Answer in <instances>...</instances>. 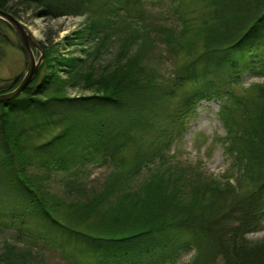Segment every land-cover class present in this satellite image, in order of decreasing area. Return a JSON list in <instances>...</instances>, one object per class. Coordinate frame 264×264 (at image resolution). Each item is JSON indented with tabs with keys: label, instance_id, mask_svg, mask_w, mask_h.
Returning a JSON list of instances; mask_svg holds the SVG:
<instances>
[{
	"label": "trees",
	"instance_id": "trees-1",
	"mask_svg": "<svg viewBox=\"0 0 264 264\" xmlns=\"http://www.w3.org/2000/svg\"><path fill=\"white\" fill-rule=\"evenodd\" d=\"M143 1L0 0V8L19 19L22 13L48 19L89 14L90 34L127 37L126 43L119 41V52L121 58L130 56L95 84L103 88L102 95L67 97L72 79L39 72L21 95L0 102L1 181L19 204L50 223L44 224L48 232L32 231L24 220L0 225V264H35V258L40 264L42 256L56 250L67 264H145V258L159 260L149 251L156 243L169 264H264V244L245 239V233L264 229V82L244 94L235 91L246 74L264 80V0H214L217 7L209 19L200 18L196 31L203 37L201 53L193 36L180 42L191 31L178 8L183 28L175 23L157 28L144 25L137 15ZM7 29L0 20V59L2 46L11 44ZM139 31L140 47L153 39L152 33L163 34L159 51L177 65L168 81L161 82L138 53L131 57L128 50L142 52L135 41ZM186 46L188 54L183 55ZM43 51V66L53 72V60ZM64 60L57 65L70 66ZM18 77L0 85V94L14 90ZM212 95L229 125L225 142L231 162L220 179L206 171L197 174L195 164L172 153L196 114L198 100ZM54 130L58 133L43 141ZM89 164L107 165L120 182L111 178L114 189L108 185L89 203L58 202L69 216L67 225L60 224L57 209L48 203L53 202L51 193L36 186L40 178H28L27 167L46 175L75 168L77 175ZM122 201L126 208L120 207ZM103 204L111 211L98 209ZM90 214L102 216L91 223ZM80 224L88 226L82 229ZM15 226L16 233L7 237L4 232ZM53 227L69 229L66 242L51 238ZM144 241L152 243L150 249L140 244ZM122 242L133 250L119 247ZM106 244L114 247H101ZM185 252L191 254L187 262Z\"/></svg>",
	"mask_w": 264,
	"mask_h": 264
},
{
	"label": "rangeland",
	"instance_id": "rangeland-1",
	"mask_svg": "<svg viewBox=\"0 0 264 264\" xmlns=\"http://www.w3.org/2000/svg\"><path fill=\"white\" fill-rule=\"evenodd\" d=\"M213 1L214 0H144L142 5L138 4V6L142 7V11L137 10V15L141 17L140 19H142L144 25L147 26L158 28V26H156L157 24L161 25V23H163V25H171L172 23H175L180 28L182 25L179 22V14L176 13L177 11L175 10L178 8L180 13L183 14L181 17L188 20L187 28L191 31L187 32L188 38L184 37L185 39L182 38L180 42L185 44L190 39L189 36H193L191 38L196 40V47L199 48L198 52L201 53L203 51L201 50L203 46V37L202 35L201 38L196 36V31L200 28V18L205 16L209 19L210 12L214 11L217 7L212 3ZM21 15H23L22 18L18 19L23 23L27 31L33 35L34 39L40 44V47L42 45V48L47 51L49 55L48 59H52L53 64L55 65L52 69L53 72L48 71V69L43 66V64L47 65V59L45 58L42 61L39 72L43 74L55 73V75L57 74L62 79H65L66 82L67 80L72 79V81L69 82L70 85H67L65 89L67 97L77 98L80 96L102 95L103 88H100L99 85L96 86L95 84L98 81H101L104 78L107 79L108 76H111L109 73L113 71L116 66L125 64L126 58L130 57L127 56L126 58H121L119 52L121 44L119 41L128 39L127 37L123 36L122 38H119V36H117L109 39L104 37V35H97L96 33L92 35L90 34L88 27L92 16L89 14L81 16H65L57 19L34 17L30 13H22ZM118 17L123 18L121 12H119ZM124 21L125 18L121 22L124 23ZM4 31L9 36L11 44L2 46L4 56L0 59V85L10 83L18 76L19 79H22L27 70V60L26 57H24L25 54L23 50L19 46L15 33L11 29ZM181 31H183V29H181ZM152 34L154 35H152L154 40L149 39L144 47H140L142 42L140 41L139 43L140 31L137 32V40L135 41L139 46V50L140 48L142 49V55L137 49L128 51H130V55H132L131 57L138 53L141 57L140 61L142 62L145 60L147 62L146 65H148L147 68H151L152 71L157 74L161 82L163 80L168 81L170 77H173L171 75L174 73V69L177 68V65L171 61V57H169L168 53L164 54L159 51L158 46L162 47L164 44V40L162 39L163 34L160 33L158 36H156L155 33ZM123 42L126 43L127 40ZM42 48L41 50L43 51ZM126 49L127 47L123 48V50ZM184 49L185 53H183V55L188 54V52H186L188 51L187 46ZM41 50L34 49V56L37 61L40 58L39 55H41ZM61 58H64V61L71 62L69 64L70 66L65 64L58 66L57 61ZM88 76L92 78V81H88L86 78ZM101 76L104 77L99 80ZM249 76L250 75L246 74V76L244 75L242 77L244 80L242 87H237L235 89L236 93L244 94L246 93V90L250 89L253 85L264 82L263 79L261 80L257 77L252 78ZM185 92L186 91H183V93ZM211 97L212 98L205 97V99L202 98L201 100H198L199 102L197 103L195 110L196 114L188 125V130L185 132L184 138L179 140V143L177 142L172 146V153L176 152V155H178V159L181 162L195 164L197 174L206 171L208 174L213 175V177L220 179L229 168V162H231L227 143L225 142L229 125L226 123V119H223L221 116L222 104L219 103V100H217L215 95H212ZM57 133L58 131L56 130L51 131L50 134L45 136L43 141L46 142L49 139H52ZM131 154V152L127 153L129 158L132 157ZM4 163L2 155L0 154V170L3 169L2 164L4 165ZM75 170L76 169L74 168L69 170V172L63 173L55 170L52 171L51 174L46 175L42 170L34 169L32 166L29 167V169L27 167L29 179L40 178V180H43L41 181V184H37L36 186L40 187L39 185H41L43 192L45 191L46 193L47 190L51 193L53 202L51 203L48 199V203L52 208L55 207L54 209H57L55 210L57 212L55 216L62 222L60 224L64 225H67L69 216L66 213L65 208L58 206V202L63 204H66L67 202H75L77 205H81L88 201L91 202L95 195L100 194L99 192L108 187V185L112 186V189H114L111 178L116 179V182L118 183L120 182L117 177H114L115 175H112L113 172L108 169L107 165L101 166L89 164L82 170L80 169L81 172H79V174L73 175V173L76 172ZM47 176H50V178H44ZM1 179L2 177L0 178V225H4L7 222V224H12L11 220L20 222L24 220L26 221V227L30 230L48 232L49 227H46L44 224L46 223L47 225H50V223L45 222L42 217L37 214H31L32 212H30V210L25 209L26 207L21 203L19 204L17 196L14 195L11 190L10 193L8 192ZM231 180L234 181V179ZM137 181H139L138 178L134 184L132 183L133 187L138 186L139 182L137 183ZM122 186L125 189V187H127L126 182L123 183ZM134 200H136V198ZM114 205L117 206V204ZM127 205L128 204H125L123 201L120 203V207L122 208H126ZM102 207L103 208L98 207V209L100 208L102 211H111L109 205L103 204ZM120 207L117 209L118 212L122 211ZM69 213H74V211L72 210V212ZM100 216L102 215L99 214L96 216L95 214H90L87 217L90 218V222L92 223L95 222V218H99ZM74 217L79 218V215L77 214ZM19 225L20 224L18 223L17 226L20 227ZM17 226L12 228L11 231L4 232L7 234V237L12 233H16ZM81 226L82 229H84L87 228L88 225ZM3 229H5V227H3ZM64 229L61 230L57 227H53L51 238L58 242H66L68 236L65 235L64 232H68L67 230L69 229H65L66 231ZM1 231L2 230H0V232ZM261 235H264V229L261 231ZM167 238L166 244L167 246H171V241L169 237ZM248 239L252 241L255 237L250 236ZM144 243H146L145 248L150 249L152 243L144 241L140 244ZM120 244L121 246L118 245L119 247L127 246L125 247L127 252L133 250L132 248H128V242H122ZM255 244L262 245L264 244V240H260ZM106 246L114 247L113 244H106L101 247L106 248ZM160 246L161 243H156L155 247L149 250L151 251L152 257H157L159 260L145 258L143 261L145 264L170 263L166 261L169 258L164 256L165 254L162 255L157 251L158 249L163 248ZM69 250H71V248H69ZM162 250L165 251L168 249L164 248ZM186 254L187 253L185 252L184 260L187 262L189 261L188 259H190L191 254ZM61 255V250L51 251L45 255L46 257L42 256L40 264H67L66 261L68 260L62 258ZM29 257H31V261L33 262V255ZM134 258L136 262L140 261L136 256H134ZM134 258L131 260L133 261ZM34 263L39 264L38 259L35 258Z\"/></svg>",
	"mask_w": 264,
	"mask_h": 264
},
{
	"label": "water",
	"instance_id": "water-1",
	"mask_svg": "<svg viewBox=\"0 0 264 264\" xmlns=\"http://www.w3.org/2000/svg\"><path fill=\"white\" fill-rule=\"evenodd\" d=\"M0 20L4 21L15 33L18 43L25 54L24 57H26L27 60V70L19 85L8 93L0 94V102H3L4 100L15 99L25 91L26 87L30 85L35 76L39 73L40 66L44 59V53L33 35L27 31L23 23L12 15V13L0 8ZM34 49L41 50L38 61L34 56Z\"/></svg>",
	"mask_w": 264,
	"mask_h": 264
},
{
	"label": "clouds",
	"instance_id": "clouds-1",
	"mask_svg": "<svg viewBox=\"0 0 264 264\" xmlns=\"http://www.w3.org/2000/svg\"><path fill=\"white\" fill-rule=\"evenodd\" d=\"M250 236H254L255 239L251 243L255 244L260 240H264V235H261V230H257L255 233H245V239H248Z\"/></svg>",
	"mask_w": 264,
	"mask_h": 264
}]
</instances>
